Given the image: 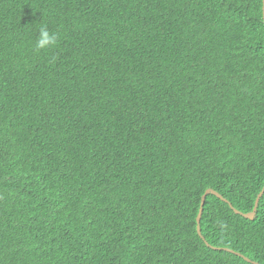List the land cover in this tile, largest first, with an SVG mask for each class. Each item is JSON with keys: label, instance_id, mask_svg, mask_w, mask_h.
Listing matches in <instances>:
<instances>
[{"label": "trees", "instance_id": "16d2710c", "mask_svg": "<svg viewBox=\"0 0 264 264\" xmlns=\"http://www.w3.org/2000/svg\"><path fill=\"white\" fill-rule=\"evenodd\" d=\"M263 185L262 0H0V264H264Z\"/></svg>", "mask_w": 264, "mask_h": 264}, {"label": "clouds", "instance_id": "9594fccd", "mask_svg": "<svg viewBox=\"0 0 264 264\" xmlns=\"http://www.w3.org/2000/svg\"><path fill=\"white\" fill-rule=\"evenodd\" d=\"M262 14H263V22H264V0H262ZM57 40H58V36H57V34L55 33V32H50L49 31V29L46 27V26H42V27H40V29H39V34H38V36H37V38H36V40H35V48L36 49H46V48H49V47H52V46H55L56 44H57ZM55 56H53L52 57V60L54 61L55 60ZM264 186V185H263ZM263 188V187H262ZM261 188V189H262ZM261 191V190H260ZM263 192H264V189H263ZM263 192H262V194H263ZM262 194H261V196H262ZM258 195V194H257ZM260 196V197H261ZM259 197V198H260ZM223 200V199H222ZM227 200V199H226ZM223 201H225V200H223ZM255 201V200H254ZM259 201V200H258ZM228 204L230 203V202H228V201H226ZM231 204V203H230ZM232 205V204H231ZM229 207H230V205H229ZM232 207H233V205H232ZM231 208V207H230ZM234 208V207H233ZM233 210V209H232ZM239 211V210H238ZM241 212V211H240ZM233 213H235L234 212V210H233ZM242 213H247V212H242ZM239 215H241V214H239ZM243 218H245L243 215H241ZM255 217V216H254ZM245 219H247V218H245ZM254 219V218H253ZM247 220H249V219H247ZM225 250L226 251H231V250H228V249H226L225 248ZM246 260H247V258H246ZM248 261V260H247ZM251 263L252 262H254V261H252V260H249ZM257 263V262H256ZM253 264V263H252Z\"/></svg>", "mask_w": 264, "mask_h": 264}, {"label": "water", "instance_id": "95a60500", "mask_svg": "<svg viewBox=\"0 0 264 264\" xmlns=\"http://www.w3.org/2000/svg\"><path fill=\"white\" fill-rule=\"evenodd\" d=\"M263 189H264V186L263 188L261 189V191L258 193V195L256 196L255 198V201H254V205H253V210L250 211V212H247V213H242L240 211H238L237 209L233 208L232 205L229 203L231 209L234 210V212L236 214H241L243 215L245 218L249 219V220H253L254 216H255V211H256V206H257V203H258V200H259V197L261 196L262 192H263ZM213 193L215 195H217L220 199H223L225 201H227L224 197H222L218 192H216L215 190L211 189V188H208L204 194L202 195V198H201V202H200V207H199V211H198V214H197V217H196V222H197V226H196V229H197V232L200 234L201 230H200V217H201V212H202V205L204 203V199L206 197V194L207 193ZM249 261V259H247ZM253 264H258L256 262H252Z\"/></svg>", "mask_w": 264, "mask_h": 264}, {"label": "rangeland", "instance_id": "374dc122", "mask_svg": "<svg viewBox=\"0 0 264 264\" xmlns=\"http://www.w3.org/2000/svg\"><path fill=\"white\" fill-rule=\"evenodd\" d=\"M253 210V205H251L250 206V208H249V211L248 212H250V211H252ZM255 213H256V211H255ZM201 233V232H200ZM203 237V236H202ZM213 247V246H212ZM213 248H215V249H219V248H217V247H213Z\"/></svg>", "mask_w": 264, "mask_h": 264}]
</instances>
